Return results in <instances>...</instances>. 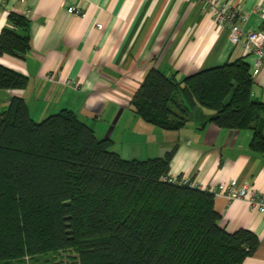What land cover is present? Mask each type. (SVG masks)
Masks as SVG:
<instances>
[{"label": "trees", "instance_id": "trees-1", "mask_svg": "<svg viewBox=\"0 0 264 264\" xmlns=\"http://www.w3.org/2000/svg\"><path fill=\"white\" fill-rule=\"evenodd\" d=\"M8 19L0 56L21 59L28 19ZM252 82L243 59L182 81L151 68L130 104L166 130L184 126L197 106L212 110L208 122L250 129L251 151L264 155V103L251 99ZM26 84L0 63V90ZM111 145L70 109L35 121L22 98H11L0 112V264H51L69 250L77 264H243L257 249L252 231L220 226L211 191L160 179L172 152L125 159Z\"/></svg>", "mask_w": 264, "mask_h": 264}, {"label": "crops", "instance_id": "crops-1", "mask_svg": "<svg viewBox=\"0 0 264 264\" xmlns=\"http://www.w3.org/2000/svg\"><path fill=\"white\" fill-rule=\"evenodd\" d=\"M230 2L245 19L243 30L264 28V0ZM73 5L78 13H70ZM11 12L28 19L29 50L23 58L1 55L0 63L27 76L21 89L0 90V112L12 97L40 121L72 110L98 138L125 159L146 160L172 152L168 175L186 176L201 188L247 183L264 193V155L251 151L250 129L220 128L213 111L195 107L178 130L144 121L130 104L151 68L178 81L200 70L243 59L252 73L256 55L244 40L230 39L202 3L187 0H5L0 33ZM97 24L102 27L97 28ZM251 99L264 103V71L253 76ZM200 188V189H201ZM214 209L227 232L248 229L259 244L243 264H264V212L243 199L214 195Z\"/></svg>", "mask_w": 264, "mask_h": 264}, {"label": "built area", "instance_id": "built-area-1", "mask_svg": "<svg viewBox=\"0 0 264 264\" xmlns=\"http://www.w3.org/2000/svg\"><path fill=\"white\" fill-rule=\"evenodd\" d=\"M198 1L202 3L203 11H211L214 19L220 24L225 25L230 30V39L234 43L244 40L248 50L256 55V60L251 73V76H256L264 71V28L258 30H243L240 27L245 17L241 12L233 6L230 2L216 3V0H187ZM5 0H0L3 4ZM70 13H78L79 10L76 6L70 5L67 7ZM101 24H97V28H101ZM164 182L177 183L187 185L190 187L201 188L195 182H192L188 177L182 175L179 177L164 175L160 178ZM203 190H209L214 195L224 196L228 200L243 199L249 202L252 209H257L264 212V193H255L250 185L247 183L238 184L236 182L219 183L215 187Z\"/></svg>", "mask_w": 264, "mask_h": 264}, {"label": "rangeland", "instance_id": "rangeland-1", "mask_svg": "<svg viewBox=\"0 0 264 264\" xmlns=\"http://www.w3.org/2000/svg\"><path fill=\"white\" fill-rule=\"evenodd\" d=\"M76 254L69 251L61 252L58 255H55V259L52 255H48V259H52L51 264H77V258L75 257ZM39 264V263H36Z\"/></svg>", "mask_w": 264, "mask_h": 264}]
</instances>
